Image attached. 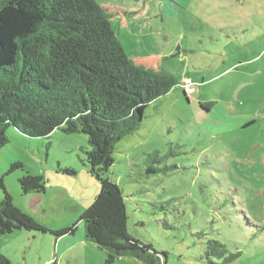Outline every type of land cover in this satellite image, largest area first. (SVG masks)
I'll return each instance as SVG.
<instances>
[{
    "label": "rangeland",
    "instance_id": "rangeland-1",
    "mask_svg": "<svg viewBox=\"0 0 264 264\" xmlns=\"http://www.w3.org/2000/svg\"><path fill=\"white\" fill-rule=\"evenodd\" d=\"M95 2L111 15L134 65L178 84L116 144L105 174L125 197L128 233L164 252L165 264H264V0ZM185 80L193 88L187 96ZM6 137L0 180L13 204L50 231L77 223L99 192L88 173L87 137L58 129L34 139L12 127ZM13 163L23 169L8 174ZM156 165L157 175L143 176ZM26 172L47 182L41 198L21 193ZM76 227L73 236H0V254L9 264H105V251L84 240L82 222ZM210 240L224 245V257H238H208Z\"/></svg>",
    "mask_w": 264,
    "mask_h": 264
},
{
    "label": "trees",
    "instance_id": "trees-1",
    "mask_svg": "<svg viewBox=\"0 0 264 264\" xmlns=\"http://www.w3.org/2000/svg\"><path fill=\"white\" fill-rule=\"evenodd\" d=\"M110 18L95 0H0V147L8 142L9 127L34 139L58 129L83 134L88 173L99 184L77 223L50 231L13 204L0 180V236L15 231L73 236L82 222L84 239L105 251V264L124 257L165 264L164 252L128 233L125 197L105 174L114 164L116 144L138 131L145 109L178 84L169 73L134 65ZM201 107L209 110L208 104ZM22 169L13 163L7 173ZM160 171L158 165L147 166L142 174L150 178ZM46 184L28 172L18 180L23 195H43ZM207 244L208 257L226 255L223 244ZM237 257L229 254L223 260ZM0 264H9L1 254Z\"/></svg>",
    "mask_w": 264,
    "mask_h": 264
},
{
    "label": "built area",
    "instance_id": "built-area-1",
    "mask_svg": "<svg viewBox=\"0 0 264 264\" xmlns=\"http://www.w3.org/2000/svg\"><path fill=\"white\" fill-rule=\"evenodd\" d=\"M183 90L186 93V95H190L193 91L192 88V82L189 80H185L184 84H182Z\"/></svg>",
    "mask_w": 264,
    "mask_h": 264
},
{
    "label": "crops",
    "instance_id": "crops-1",
    "mask_svg": "<svg viewBox=\"0 0 264 264\" xmlns=\"http://www.w3.org/2000/svg\"><path fill=\"white\" fill-rule=\"evenodd\" d=\"M103 9V8H102ZM105 10V9H104ZM105 11H107V10H105ZM108 12V11H107ZM45 195V193L43 194V195H33V196H36L37 198H41L42 196H44ZM83 238H84V232H83ZM85 240V239H84ZM86 241V240H85Z\"/></svg>",
    "mask_w": 264,
    "mask_h": 264
}]
</instances>
